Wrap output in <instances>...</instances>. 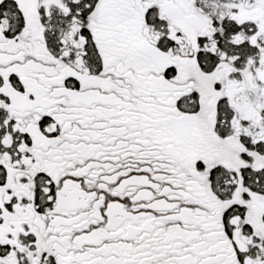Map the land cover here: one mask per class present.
<instances>
[{
  "label": "snow or ice",
  "instance_id": "6c2138e0",
  "mask_svg": "<svg viewBox=\"0 0 264 264\" xmlns=\"http://www.w3.org/2000/svg\"><path fill=\"white\" fill-rule=\"evenodd\" d=\"M0 264H264V0H0Z\"/></svg>",
  "mask_w": 264,
  "mask_h": 264
}]
</instances>
